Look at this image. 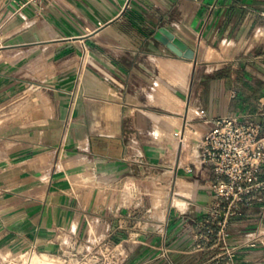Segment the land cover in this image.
<instances>
[{
	"label": "crops",
	"instance_id": "crops-1",
	"mask_svg": "<svg viewBox=\"0 0 264 264\" xmlns=\"http://www.w3.org/2000/svg\"><path fill=\"white\" fill-rule=\"evenodd\" d=\"M162 28L195 56L178 55ZM30 90L42 110L15 117ZM6 114L0 259L107 249L97 264H113L124 235L147 244L164 217L173 227L205 212L217 176L201 143L220 117L264 122V0H0ZM120 186L108 207L100 192Z\"/></svg>",
	"mask_w": 264,
	"mask_h": 264
},
{
	"label": "rangeland",
	"instance_id": "rangeland-1",
	"mask_svg": "<svg viewBox=\"0 0 264 264\" xmlns=\"http://www.w3.org/2000/svg\"><path fill=\"white\" fill-rule=\"evenodd\" d=\"M30 91L29 100L17 105L18 107H9L10 112L16 114L15 117L26 113L38 115L37 112L42 110L41 103L36 99L41 94L35 95L33 90ZM33 100L38 104L35 108L29 106V101ZM8 119L10 118L6 114L0 117V123ZM122 188L115 187L110 193L101 191L102 201L108 207H114ZM167 190L163 192L164 195ZM159 196H162V192ZM124 201L125 199L121 203ZM160 202L161 199L157 200L158 204ZM133 205L136 210L143 206L137 200ZM139 220L140 218L132 225L143 227L152 222L150 219L142 222ZM164 220L165 217L163 233L151 232L146 240L147 244L134 245L139 240L138 234L124 235L127 239L125 243L131 245L127 246L125 253L120 251L116 254L113 264H264V192L262 200L233 204L231 201L216 200L213 191L205 212L195 210L190 218L181 219L173 227L168 224L167 218ZM147 227L152 228L151 225ZM112 240L121 241L115 238ZM31 253L32 264H52V257L61 256L60 253ZM0 264L5 262L0 261Z\"/></svg>",
	"mask_w": 264,
	"mask_h": 264
},
{
	"label": "built area",
	"instance_id": "built-area-1",
	"mask_svg": "<svg viewBox=\"0 0 264 264\" xmlns=\"http://www.w3.org/2000/svg\"><path fill=\"white\" fill-rule=\"evenodd\" d=\"M34 1V0H27ZM202 162L211 164L217 176L214 198L233 204L263 199L264 192V122L254 114H228L218 119L217 125L201 143ZM93 250V249H92ZM86 253L66 250L60 257H52V264H97L102 251ZM31 252L5 253L1 263L32 264Z\"/></svg>",
	"mask_w": 264,
	"mask_h": 264
},
{
	"label": "water",
	"instance_id": "water-1",
	"mask_svg": "<svg viewBox=\"0 0 264 264\" xmlns=\"http://www.w3.org/2000/svg\"><path fill=\"white\" fill-rule=\"evenodd\" d=\"M158 36L169 45L178 55L185 57H194L195 51L190 48L182 39L166 28H162Z\"/></svg>",
	"mask_w": 264,
	"mask_h": 264
},
{
	"label": "bare ground",
	"instance_id": "bare-ground-1",
	"mask_svg": "<svg viewBox=\"0 0 264 264\" xmlns=\"http://www.w3.org/2000/svg\"><path fill=\"white\" fill-rule=\"evenodd\" d=\"M30 97H31V93L29 91H26V96L24 98H21L20 100H17L15 102V106L20 105V104H23L27 99L29 100ZM27 104H28V102H27ZM37 105H38L37 104V101H35V100L29 101V106L30 107L34 106V108H35V106H37ZM174 202L178 206L185 205V201L181 197H178V196H176V199H175Z\"/></svg>",
	"mask_w": 264,
	"mask_h": 264
}]
</instances>
